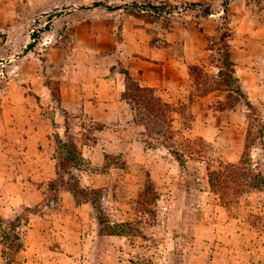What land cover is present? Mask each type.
<instances>
[{
	"label": "rangeland",
	"instance_id": "374dc122",
	"mask_svg": "<svg viewBox=\"0 0 264 264\" xmlns=\"http://www.w3.org/2000/svg\"><path fill=\"white\" fill-rule=\"evenodd\" d=\"M228 1L0 0V264H264V0Z\"/></svg>",
	"mask_w": 264,
	"mask_h": 264
},
{
	"label": "trees",
	"instance_id": "16d2710c",
	"mask_svg": "<svg viewBox=\"0 0 264 264\" xmlns=\"http://www.w3.org/2000/svg\"><path fill=\"white\" fill-rule=\"evenodd\" d=\"M31 46H33V45H31ZM226 57H227L226 58L227 59V65H228V67L230 69V72L231 73H235V71H234V63L231 60V57H230V53L229 52H227ZM124 75L126 77V81L127 82H130L132 84L133 81L131 79V76L127 72H124ZM131 86H132L131 88L134 90L132 92L133 93H136V95H137V93H141L142 94V93H148V92H152L153 91L152 88H150V87H142L139 84H135V85L133 84ZM234 92H236L238 94H241L240 93L241 91H234ZM128 93L124 94V98L128 96ZM133 93H129V94L131 96H133ZM142 98L145 99L146 97L145 96H142ZM248 107H250V103H248ZM250 111H252V109H250ZM61 144H62L63 148L67 149L66 150V154L68 155V157L66 159V161L68 162V165L67 164L66 165L64 164L63 167H60L59 166V169L60 168L63 169V171L65 173L66 169L70 167L69 166V162H71V161L72 162H76L77 158L72 155V152L70 150V148L73 145H75L72 141L68 140L67 142H64V143L62 142ZM73 147H75V146H73ZM246 147H248V146H246ZM76 164H78V163L76 162ZM75 166H77V165H75ZM232 168L233 169H238L239 167L234 164V165H232ZM242 171H243V169H242ZM245 171L246 172H249V170L246 169V168H245ZM236 173H237V171H236ZM214 175H215L216 178L214 177ZM220 175L221 174H219V172H217V173L216 172L210 173V184H211L212 187L215 186L214 185V178H215L217 188H220V189L223 188V185H224L225 182H224V180L222 178L224 176H220ZM226 177H224V178H226ZM86 192H87L86 193L87 195H89L90 193L93 194V191H88L87 190ZM26 211H30V209L29 208H26ZM15 221H18V220H15ZM1 224H2V222L0 223V232H2V235L0 236V244L3 245L4 248H5L4 249V256H6L5 254H8L9 251L11 252V253H9V256L12 255L15 251H21L23 249V242H22V239H21L19 233L17 232L14 235V237L12 238V239H14L17 242V245L14 246V245L10 244V242L12 241L11 237L9 235H7V233L4 230L1 229ZM10 224H11L10 226H11V228L13 230H16L17 229L15 223H10ZM110 234L111 235H115L116 233L110 232ZM6 260H7V264H12L11 263V260L10 261H9V259H6Z\"/></svg>",
	"mask_w": 264,
	"mask_h": 264
},
{
	"label": "crops",
	"instance_id": "0c3cea01",
	"mask_svg": "<svg viewBox=\"0 0 264 264\" xmlns=\"http://www.w3.org/2000/svg\"><path fill=\"white\" fill-rule=\"evenodd\" d=\"M145 56H146V58H148L149 57L148 53ZM140 58H141L140 56H135L132 59L134 61H128V60H125L124 58H122L121 60H123L124 62L126 61V64L128 65V71L132 76L140 77L141 86H147V87L154 88V89L164 90L168 84L167 83L168 78L166 77V73H167L166 67L163 66L162 64H158L155 67L156 69L150 68L149 64L151 62H149V60L143 61V62H145L143 67L142 66L137 67L134 65V63L142 61V60H140ZM154 59L160 60L158 58H153V60ZM98 85H99V83H98ZM100 86H101V84H100ZM100 89H102V87H99L98 89H96V87H95L94 90H96V92H99V94H97V96L99 97V100H101L102 102H98V99L95 98V99L90 100L91 104H95V106H98V105L99 106H111L114 104L115 105L118 104L114 97L112 99H110V98L105 99L102 96V94H100V91H101ZM108 90H109L108 95L111 94L110 92H112V93L114 92L112 95L113 96L116 95V97L118 95H120L122 92V91H119L118 89H116L114 83H112V86L108 87ZM64 98H67V97H63V99ZM106 101L108 102V104H106ZM95 116H96L97 120H102L103 117L110 116V114L109 113H104V114L96 113Z\"/></svg>",
	"mask_w": 264,
	"mask_h": 264
},
{
	"label": "water",
	"instance_id": "95a60500",
	"mask_svg": "<svg viewBox=\"0 0 264 264\" xmlns=\"http://www.w3.org/2000/svg\"><path fill=\"white\" fill-rule=\"evenodd\" d=\"M231 0H229L228 2H230ZM99 6H104L108 9H117L119 7H112L111 5H108V4H102V3H96L94 5V7H99ZM124 6L128 7V6H131V7H134V5H128V4H125ZM85 8V7H82V9ZM87 9H91L92 7H86Z\"/></svg>",
	"mask_w": 264,
	"mask_h": 264
}]
</instances>
